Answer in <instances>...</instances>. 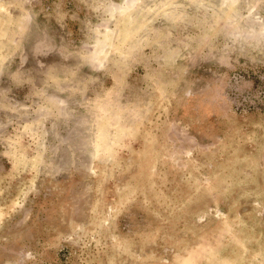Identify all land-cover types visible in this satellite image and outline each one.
<instances>
[{
  "label": "rangeland",
  "instance_id": "rangeland-1",
  "mask_svg": "<svg viewBox=\"0 0 264 264\" xmlns=\"http://www.w3.org/2000/svg\"><path fill=\"white\" fill-rule=\"evenodd\" d=\"M0 264H264V0H0Z\"/></svg>",
  "mask_w": 264,
  "mask_h": 264
},
{
  "label": "bare ground",
  "instance_id": "bare-ground-1",
  "mask_svg": "<svg viewBox=\"0 0 264 264\" xmlns=\"http://www.w3.org/2000/svg\"><path fill=\"white\" fill-rule=\"evenodd\" d=\"M136 1V0H135ZM131 2H133V1H130V3L128 2V4H127V2H126V4L124 5V6H126V5H129V6H132L133 4H135V2L134 3H131ZM123 4V3H122ZM122 6V5H121ZM122 8V7H121ZM123 8H125V7H123ZM126 9H128V6H127V8ZM125 9V10H126Z\"/></svg>",
  "mask_w": 264,
  "mask_h": 264
}]
</instances>
